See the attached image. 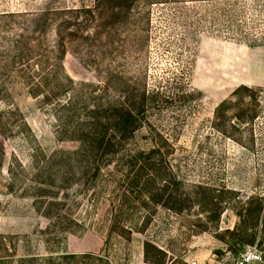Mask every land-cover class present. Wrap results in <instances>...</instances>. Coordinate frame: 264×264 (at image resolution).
Returning a JSON list of instances; mask_svg holds the SVG:
<instances>
[{
  "label": "rangeland",
  "instance_id": "obj_1",
  "mask_svg": "<svg viewBox=\"0 0 264 264\" xmlns=\"http://www.w3.org/2000/svg\"><path fill=\"white\" fill-rule=\"evenodd\" d=\"M82 2L89 0H0V234L7 237L6 244L0 241V256H7L0 264H45L23 257L66 251L102 255L111 264H147L145 241L166 252L164 264H235L246 246L264 249V0L140 5L139 22L115 26L108 41L92 49L70 48L65 55L64 70L77 83L110 81L113 96L121 83L127 93L136 85L149 90V124L131 147L160 144L165 152L160 163L177 196L169 203L174 210L163 205L166 198L146 209L142 197L112 182L96 206L75 205L83 227L60 239L32 206L31 190L7 189L10 163L18 161L30 173L43 167L45 154L80 147L78 141L58 140L55 105L30 92L42 76L45 34L25 33L29 17L9 13ZM27 43L43 46L29 54ZM242 85L260 89L258 116L248 124L237 117L250 116L238 107L242 99L235 90ZM21 178L32 179L27 173ZM77 261L73 264H104Z\"/></svg>",
  "mask_w": 264,
  "mask_h": 264
},
{
  "label": "trees",
  "instance_id": "obj_2",
  "mask_svg": "<svg viewBox=\"0 0 264 264\" xmlns=\"http://www.w3.org/2000/svg\"><path fill=\"white\" fill-rule=\"evenodd\" d=\"M164 1L167 0H89L88 3L82 2L75 6H53L48 3L36 12L9 13L11 17L18 14L29 17L30 28H24L22 31L25 33L42 31L45 34L44 52L39 55L42 76L35 86H31L30 92L35 97L43 96L47 104L55 105L58 140L78 141L80 147L45 154L43 167L30 173L22 163H10L6 187L14 192L20 186L24 194L31 190L33 194L30 196H34L32 206L49 220L60 239H66L69 234L83 227V220L75 216V205L91 201L96 206L110 190L112 182L116 189L125 194H136L138 200L142 197L141 205L146 209H149V204H161L165 198L163 205L175 209L169 206L170 201L177 199V196L171 191L169 172L160 163V159L163 161L160 157L165 154L160 144L151 140L147 147H131L136 134L149 124L148 114L153 98L149 90L136 85L127 93L123 91L124 84L121 83L118 84L121 89L118 96H113L110 81L96 85L77 83L64 70L63 64L70 48L92 49L96 43L108 41L115 26L132 20L139 22L137 7ZM50 35L52 39H49ZM39 45L27 43L25 47L30 54L34 53L36 47L43 46ZM23 55L18 57L22 59ZM35 66L39 68L38 63ZM42 78H45V82ZM259 92V88L248 85L235 90V95L242 99L238 107H246L250 113L246 119L241 114L237 116L246 124L254 122L258 116ZM226 104L223 101L216 108L217 120ZM0 133L4 134L2 128ZM25 173L32 178L27 181L29 184L21 178V174ZM175 183L180 185V182ZM77 194L82 196H77L80 198L78 203L74 201ZM260 210L263 211V204ZM176 211L183 209L177 208ZM126 232L125 228L121 229V233ZM0 241L6 244L7 237L0 234ZM165 254L153 242L145 241L144 257L147 264H164ZM6 258L0 256V263ZM26 258H41L45 264L56 259L61 264H73L78 259L94 258L104 261V264H111L102 255L67 251L58 256L45 254L23 257Z\"/></svg>",
  "mask_w": 264,
  "mask_h": 264
},
{
  "label": "built area",
  "instance_id": "obj_3",
  "mask_svg": "<svg viewBox=\"0 0 264 264\" xmlns=\"http://www.w3.org/2000/svg\"><path fill=\"white\" fill-rule=\"evenodd\" d=\"M235 264H264V249L248 245L239 253Z\"/></svg>",
  "mask_w": 264,
  "mask_h": 264
}]
</instances>
